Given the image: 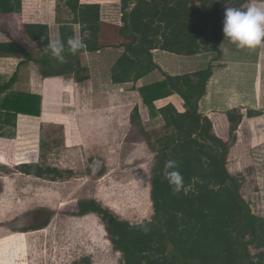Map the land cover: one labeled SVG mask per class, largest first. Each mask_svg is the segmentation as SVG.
Instances as JSON below:
<instances>
[{
    "label": "trees",
    "instance_id": "16d2710c",
    "mask_svg": "<svg viewBox=\"0 0 264 264\" xmlns=\"http://www.w3.org/2000/svg\"><path fill=\"white\" fill-rule=\"evenodd\" d=\"M130 1L122 0L126 28L130 30L125 37L130 45L114 65V82L138 81L154 69L150 49L160 38L171 49L172 39H179L178 44L186 53L195 52L193 48L199 45L198 40L204 43V48L211 44L212 50L220 53L219 46L226 38L223 20L228 0H138L129 13L126 10ZM232 1L234 8L242 10L250 3V0ZM65 4L73 15L72 22L80 23L82 33L88 34L83 38L86 48L76 55L66 51L63 63L53 59L50 53L47 59L36 62L44 77L74 73L75 79L82 82L89 75L81 65L80 54L104 46L101 6L81 4L79 0H66ZM21 7L19 0H0V15L18 12ZM62 41L67 48V41ZM136 42L146 48L136 50ZM26 55L16 43H0V56ZM211 75V67L183 75H166L164 80L139 89L151 117L158 116L164 121L154 145L151 169L154 214L150 220L131 223L120 219L93 199L78 204V215L91 212L101 215L124 264H264V217L253 212L241 191L242 181L228 168L230 144L214 133L212 119L200 112L199 101L207 92ZM14 78L0 85V137L12 139L16 136L19 114L41 116L42 113L41 95L9 91ZM173 94L184 100V112L171 103L156 107V100ZM226 115L231 129L244 119L235 110H228ZM259 115L253 109L247 112L248 117ZM132 118L135 122L141 119L137 107ZM170 159L179 164L186 193H174L164 178L165 162ZM22 164L23 172L29 175H52L53 180L62 176L52 166ZM141 225H146L148 230ZM252 249L257 253L253 254ZM76 264L92 262L84 258Z\"/></svg>",
    "mask_w": 264,
    "mask_h": 264
},
{
    "label": "rangeland",
    "instance_id": "374dc122",
    "mask_svg": "<svg viewBox=\"0 0 264 264\" xmlns=\"http://www.w3.org/2000/svg\"><path fill=\"white\" fill-rule=\"evenodd\" d=\"M259 87L261 101L234 103L236 113L244 114L237 127L231 129L220 105L212 119L214 133L230 144V172L242 181L253 212L264 217V78ZM135 104L119 121L130 125L122 131L94 126L81 131L71 117L63 118L70 126L21 117L14 139L0 137V264H76L84 258L92 264H124L101 215L77 212L80 201L93 199L131 223L152 218L151 169L162 122L148 121L143 108L144 119L133 124ZM252 107L261 115L248 117ZM24 159L55 167L62 176L26 174Z\"/></svg>",
    "mask_w": 264,
    "mask_h": 264
},
{
    "label": "crops",
    "instance_id": "0c3cea01",
    "mask_svg": "<svg viewBox=\"0 0 264 264\" xmlns=\"http://www.w3.org/2000/svg\"><path fill=\"white\" fill-rule=\"evenodd\" d=\"M19 1L22 4L21 10L0 15V43H16L27 55L0 56V85L15 76L13 87L9 91H23L42 97L41 116L19 114L17 120L19 126L21 117L29 120H54L70 126L63 118L71 117L75 120L73 124L78 125L81 131L91 129L92 126L107 132L122 131L130 125L122 126L119 121L127 114L128 107L137 102L133 113L137 107L141 119L138 122L133 121L132 113V123L140 125V121L144 119L141 109L144 108L147 110L148 121L162 122L160 128H163V119L158 116L151 117V111L144 103L139 89L164 80L166 75H183L209 67L212 68V75L207 84V92L199 101L200 112L203 115L212 119V114L217 113L218 105L226 109L223 113L226 115L228 110H235L238 106H234L236 102L243 106L250 100L255 103L261 101L262 90L259 86L264 78V47L241 50L226 38L219 46L220 53L213 51L211 44L204 48V43L199 40V45L193 48L195 52L186 53L178 44L179 39H172L171 49L166 47L165 39L160 38L157 45L150 49L154 69L138 81L114 82V65L130 45L125 37L129 35L130 30L126 28L122 0H79L81 4L101 6L104 46L97 51H85L80 54L81 65L89 75L87 80L78 82L74 73L44 77L36 60L47 59L49 56L43 51L49 42L47 37L67 41L70 37L84 38L88 34L82 33L80 23L72 22L73 15L65 4L66 0ZM137 1L131 0L126 11L130 13ZM227 7H234V2L228 0L225 10ZM42 36L45 37L43 41ZM134 48L141 50L139 48L146 47L136 42ZM245 85H248L247 88ZM244 93H249V98H246ZM4 95L5 93L2 94ZM117 96L125 99L123 104H117L118 101L115 100ZM169 103L179 112L186 110L184 100L178 94L155 101L157 108ZM250 109L257 110L253 107ZM212 121L214 123V119ZM27 162L24 159V163Z\"/></svg>",
    "mask_w": 264,
    "mask_h": 264
},
{
    "label": "clouds",
    "instance_id": "9594fccd",
    "mask_svg": "<svg viewBox=\"0 0 264 264\" xmlns=\"http://www.w3.org/2000/svg\"><path fill=\"white\" fill-rule=\"evenodd\" d=\"M223 33L226 40L230 41L237 49H256L264 47V0H250L248 7L244 10L240 8L227 7L225 19L223 21ZM45 37H41L43 41ZM47 45L43 48L45 54L60 63L65 62V52L76 55L80 50L86 48L83 38L70 37L67 40V48L61 39L52 40L48 38ZM164 178L172 187L174 193L181 191L186 193L184 177L179 169L176 160L165 162ZM147 174V173H146ZM147 231L146 225H141Z\"/></svg>",
    "mask_w": 264,
    "mask_h": 264
},
{
    "label": "bare ground",
    "instance_id": "6f19581e",
    "mask_svg": "<svg viewBox=\"0 0 264 264\" xmlns=\"http://www.w3.org/2000/svg\"><path fill=\"white\" fill-rule=\"evenodd\" d=\"M258 119H259V118H258ZM253 120H254V119H253ZM253 120H252V121H253ZM259 120H260V119H259ZM262 120H263V119H262ZM260 121H261V120H260ZM253 124H254V123H253ZM256 133H257V132H256ZM258 133H259V132H258Z\"/></svg>",
    "mask_w": 264,
    "mask_h": 264
}]
</instances>
